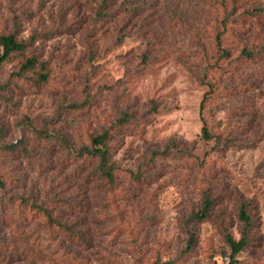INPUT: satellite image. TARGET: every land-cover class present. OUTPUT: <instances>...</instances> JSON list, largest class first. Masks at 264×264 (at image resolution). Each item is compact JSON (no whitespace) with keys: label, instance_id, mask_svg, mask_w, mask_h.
I'll return each instance as SVG.
<instances>
[{"label":"rangeland","instance_id":"1","mask_svg":"<svg viewBox=\"0 0 264 264\" xmlns=\"http://www.w3.org/2000/svg\"><path fill=\"white\" fill-rule=\"evenodd\" d=\"M11 34L0 264H264V0H0Z\"/></svg>","mask_w":264,"mask_h":264},{"label":"trees","instance_id":"2","mask_svg":"<svg viewBox=\"0 0 264 264\" xmlns=\"http://www.w3.org/2000/svg\"><path fill=\"white\" fill-rule=\"evenodd\" d=\"M110 0H102L103 7L108 6ZM102 16V14H101ZM216 44L220 46V35L216 36ZM0 45L2 47V53L0 54V65L7 60L9 55L13 52L21 51L24 48L23 43L17 42L15 39V36L13 34L11 35H5L0 37ZM34 61L32 59H28L26 63H24L21 68L20 72H24L25 70L32 67ZM44 76H42V80H44ZM209 92L212 90V85L208 84ZM206 100V96L204 95L202 97V100L199 105V113L203 110L204 102ZM202 138L204 140H209L210 134L207 131L206 123L203 122V126L201 129ZM108 136L106 132H102L101 134L94 136L91 140V148H83L82 152L91 158H96L98 160V164L96 167V170L98 174L102 175L104 178L108 179L109 181H112L113 179V172L115 170L114 164L109 163V157H108V146L106 145V140ZM4 187V183L0 180V188ZM212 201L206 198L203 203V207L200 212L194 214V218H204L211 207ZM42 212L46 216V218L51 221L53 218L51 215L45 210L42 209ZM239 217L244 222L248 221V217L245 213V207L244 205L240 206L239 210ZM53 222V221H52ZM59 228L64 229L65 233H68L69 236L73 237L75 235H71V232L66 227H63L59 223H55ZM225 242L228 245L230 249V261L229 263L234 262L235 256L240 253L245 245L247 244L246 240V232L241 233L240 238L236 241L232 236L229 234L225 235Z\"/></svg>","mask_w":264,"mask_h":264}]
</instances>
